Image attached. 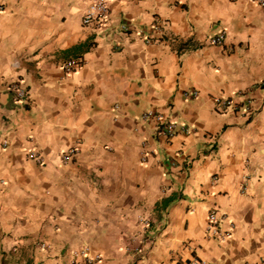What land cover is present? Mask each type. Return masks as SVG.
<instances>
[{"label":"crops","instance_id":"obj_1","mask_svg":"<svg viewBox=\"0 0 264 264\" xmlns=\"http://www.w3.org/2000/svg\"><path fill=\"white\" fill-rule=\"evenodd\" d=\"M91 1L0 0V82L27 92L18 103L0 94V262L71 264L86 246L95 264H262L264 10L105 0L110 28L99 32L82 24ZM156 21L166 23L161 43L119 34ZM69 59L83 64L66 74ZM217 96L248 97L254 113L218 112ZM146 111L179 133L157 136ZM211 211L223 241L205 235Z\"/></svg>","mask_w":264,"mask_h":264},{"label":"built area","instance_id":"obj_2","mask_svg":"<svg viewBox=\"0 0 264 264\" xmlns=\"http://www.w3.org/2000/svg\"><path fill=\"white\" fill-rule=\"evenodd\" d=\"M235 2L237 0H231ZM256 6L264 10V0H250ZM110 9L105 0H92L90 2L89 8L85 12L82 24L85 26H92L96 31L105 32L110 28ZM166 27L165 22H154L148 29L146 28H132L126 24H121L119 28V34L123 38L127 39H138L142 41L143 44L151 45L161 43L164 38V30ZM150 32V33H148ZM224 42V34H220L213 37L210 43L215 46H221ZM83 62L81 59H69L62 65V70L66 74H71L78 70L82 66ZM6 93L11 102L18 103L23 101L27 92L24 88L23 83L20 80H15L9 83L0 82V94ZM185 96H189V93H185ZM192 98H197L198 93L193 91L191 93ZM214 105L218 112H226L228 110L238 114L240 118L249 119L253 113L254 108L252 106V100L248 97H243L240 103H236L232 98H226L217 96L213 98ZM142 120L148 121L153 120L156 127V135L159 137H164L165 139H170L179 133L176 125L167 120L161 114L155 113L153 111H146L142 114ZM180 131L188 132L187 129L183 128ZM76 155V149L71 148L62 155V160L64 162L71 161ZM145 156V155H144ZM28 158L35 160L39 165H43V159L34 152L28 154ZM145 159V158H143ZM221 219L218 217L216 211H211L207 218V224L205 227V235L210 239H217L223 241L225 235L220 231ZM150 220L147 217L139 219V234L138 239L140 247L137 251H142V246L145 244L144 235L147 234L149 230ZM42 249H46L47 245L44 243L40 244ZM101 261L100 255H94L91 253L90 249L86 246L75 249L71 253V264H95ZM188 264H206L198 259L192 260ZM264 264V258L262 260Z\"/></svg>","mask_w":264,"mask_h":264},{"label":"rangeland","instance_id":"obj_3","mask_svg":"<svg viewBox=\"0 0 264 264\" xmlns=\"http://www.w3.org/2000/svg\"><path fill=\"white\" fill-rule=\"evenodd\" d=\"M6 261H8L10 264H20V261H16L13 258H8V259H6ZM2 263L0 262V264H2Z\"/></svg>","mask_w":264,"mask_h":264}]
</instances>
